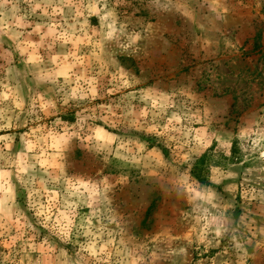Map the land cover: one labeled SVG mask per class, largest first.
<instances>
[{"label": "rangeland", "instance_id": "1", "mask_svg": "<svg viewBox=\"0 0 264 264\" xmlns=\"http://www.w3.org/2000/svg\"><path fill=\"white\" fill-rule=\"evenodd\" d=\"M0 264H264V0H0Z\"/></svg>", "mask_w": 264, "mask_h": 264}, {"label": "trees", "instance_id": "2", "mask_svg": "<svg viewBox=\"0 0 264 264\" xmlns=\"http://www.w3.org/2000/svg\"><path fill=\"white\" fill-rule=\"evenodd\" d=\"M68 119L72 120V118L68 117ZM200 178V182L206 184V185H209L208 181H205L203 178L199 177Z\"/></svg>", "mask_w": 264, "mask_h": 264}]
</instances>
